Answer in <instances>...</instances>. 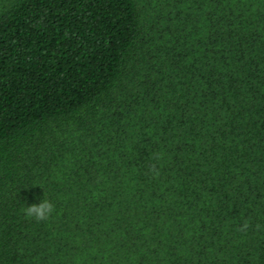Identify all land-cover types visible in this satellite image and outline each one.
<instances>
[{
    "label": "trees",
    "instance_id": "trees-1",
    "mask_svg": "<svg viewBox=\"0 0 264 264\" xmlns=\"http://www.w3.org/2000/svg\"><path fill=\"white\" fill-rule=\"evenodd\" d=\"M0 264H264V0H0Z\"/></svg>",
    "mask_w": 264,
    "mask_h": 264
},
{
    "label": "clouds",
    "instance_id": "clouds-1",
    "mask_svg": "<svg viewBox=\"0 0 264 264\" xmlns=\"http://www.w3.org/2000/svg\"><path fill=\"white\" fill-rule=\"evenodd\" d=\"M55 210L54 203L49 199H41L39 203H34L24 208V213L30 218H34L38 221H44L51 217ZM244 227H247L245 225Z\"/></svg>",
    "mask_w": 264,
    "mask_h": 264
}]
</instances>
